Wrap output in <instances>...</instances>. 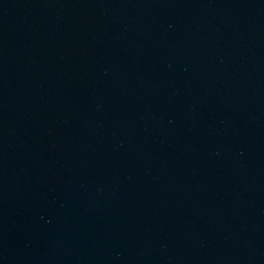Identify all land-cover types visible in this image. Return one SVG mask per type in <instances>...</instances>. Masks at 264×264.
Segmentation results:
<instances>
[{"label":"water","instance_id":"95a60500","mask_svg":"<svg viewBox=\"0 0 264 264\" xmlns=\"http://www.w3.org/2000/svg\"><path fill=\"white\" fill-rule=\"evenodd\" d=\"M0 264H264V0H0Z\"/></svg>","mask_w":264,"mask_h":264}]
</instances>
